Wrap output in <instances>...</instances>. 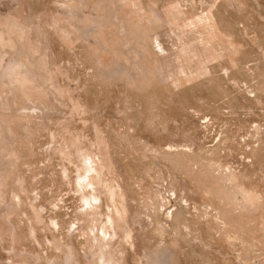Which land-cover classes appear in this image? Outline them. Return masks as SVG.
<instances>
[{
	"label": "rangeland",
	"instance_id": "rangeland-1",
	"mask_svg": "<svg viewBox=\"0 0 264 264\" xmlns=\"http://www.w3.org/2000/svg\"><path fill=\"white\" fill-rule=\"evenodd\" d=\"M0 264H264V0H0Z\"/></svg>",
	"mask_w": 264,
	"mask_h": 264
},
{
	"label": "bare ground",
	"instance_id": "bare-ground-1",
	"mask_svg": "<svg viewBox=\"0 0 264 264\" xmlns=\"http://www.w3.org/2000/svg\"><path fill=\"white\" fill-rule=\"evenodd\" d=\"M112 223V225H113V222H111ZM104 236V235H103ZM99 237V236H98ZM99 239H100V243H102L103 241H105V239H103V238H100L99 237ZM105 262V261H104Z\"/></svg>",
	"mask_w": 264,
	"mask_h": 264
}]
</instances>
